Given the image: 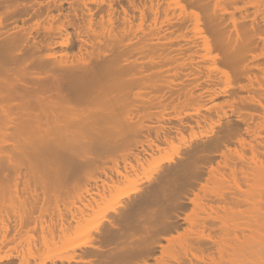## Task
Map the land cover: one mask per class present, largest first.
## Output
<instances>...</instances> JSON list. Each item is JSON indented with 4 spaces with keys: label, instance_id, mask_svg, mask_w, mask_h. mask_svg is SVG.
<instances>
[{
    "label": "bare ground",
    "instance_id": "6f19581e",
    "mask_svg": "<svg viewBox=\"0 0 264 264\" xmlns=\"http://www.w3.org/2000/svg\"><path fill=\"white\" fill-rule=\"evenodd\" d=\"M228 103L250 122L216 168L203 139L158 171L121 172L127 153L155 151L154 134ZM207 157L202 185L192 166ZM158 252L264 264V0H0V264Z\"/></svg>",
    "mask_w": 264,
    "mask_h": 264
},
{
    "label": "rangeland",
    "instance_id": "374dc122",
    "mask_svg": "<svg viewBox=\"0 0 264 264\" xmlns=\"http://www.w3.org/2000/svg\"><path fill=\"white\" fill-rule=\"evenodd\" d=\"M233 83H235V82H233ZM246 96V95H245ZM243 98V97H242ZM231 99V98H230ZM229 99V100H230ZM236 99V98H235ZM234 99V100H235ZM232 100V99H231ZM238 100H241V98H239ZM238 100H236V101H232V103L233 102H236L235 103V105H237V107H239V106H241V108L243 107V105H241V104H243L244 103V106H245V103L247 102L246 101V99H243V101H241L242 103H240V101H238ZM240 103H238V102ZM225 102V104L227 103L226 101H224ZM224 102H221V104L222 103H224ZM232 103H231V106H230V103H228L229 104V106H230V108L231 107H236L235 105H232ZM222 105H224V104H222ZM228 105H226V106H224V110H226V107H227ZM229 106H228V109H229ZM169 107V106H168ZM167 107V108H168ZM173 107V106H172ZM172 107H171V109L169 110V112L172 110ZM179 107H181V106H179ZM170 108V107H169ZM232 109V110H228V111H224L223 110V108H222V110L225 112H223V113H221V112H219L221 115H219L220 117L221 116H223V114H227V113H229L228 115H229V119H224V117H223V119H221L222 121L220 122L219 121V118L220 117H217L218 115L216 114V116L215 117H213V118H218V119H213L212 117H210L212 120H215V121H217V123H215V121H214V123H213V121H212V123H211V121L209 122V116H205L206 117V119H205V122L204 121H202V119L204 120V118H202L200 121H201V124H198L195 120H194V123H193V121H191V123H193V125H191V127H190V125H184V128L182 129L181 127H180V131H174V130H176V129H173V131L172 132H168V130H170V129H166V130H164V129H162L163 130V132H161L160 134H159V136H156V134H154L153 136H152V138H150V140H152V142H154V144H155V146H157L156 148H155V151L153 152V153H151L150 155H147L146 157H144V156H142V155H140V156H138L137 157V155L135 154H131V156L127 153V152H124V153H127L126 155H128V156H125L123 159H121L119 162V167H120V170H121V172H123L124 171V169L122 168L123 166H125L126 164H131L132 166H134V167H136V168H138L139 170L138 171H141L142 169H141V165H143L146 169H147V171H149V172H151L153 169H154V167L156 168V170L158 171V166L161 164V168L163 167L162 166V164L164 165V167H165V165L167 166L168 164H169V162L170 163H173V161L174 162H176V161H179L180 159L179 158H183L185 155H187L188 153H189V151H187V150H189V149H191V147H192V149H194V147L193 146H195L196 144H197V142L198 141H201L202 142V140L204 139V140H209L210 142H212V141H214V142H212V143H210V142H207V141H205V143H204V141H203V143H204V145L205 146H207V148H206V150L203 152V153H201L200 154V156L199 157H201V156H203V157H205V156H207V154H205L206 152L208 153V156H209V158L210 159H212L213 161H210V162H208L210 165H211V163L213 164L212 166H214V168H216V166H217V163H219L220 161H221V157H219V155H221V153L223 152V151H225L224 149H226L225 147H228V146H230L231 145V147H233L234 148V146H236V145H234L235 144V142H237V137H239L241 134H244L245 133V129H246V122H248V116L249 115H246L247 113H248V111H247V113H246V109H245V107L243 108V110H238L239 108H235V109ZM239 111H241V113L239 114ZM209 112H207V115H211V114H208ZM218 113V114H219ZM242 113H246L245 115L243 114L242 115ZM205 115H206V112L204 113ZM203 114V115H204ZM214 112H212V115L214 116ZM246 116H247V118H246ZM208 118V119H207ZM222 118V117H221ZM227 118V117H226ZM207 120V121H206ZM199 121V122H200ZM218 121H219V123H218ZM229 123H228V122ZM206 122H208V123H206ZM250 122V121H249ZM248 122V123H249ZM191 123H189V124H191ZM198 124V125H196V124ZM187 124H188V122H187ZM228 124H230L229 126L231 127V128H234V131H233V134H227V132L225 131V130H227V126H228ZM224 126H225V128H224ZM225 129V130H224ZM239 129V130H238ZM165 133V134H164ZM169 133H170V135H169ZM167 134V135H166ZM240 134V135H239ZM151 137V136H150ZM204 137V138H203ZM202 138V139H201ZM214 139H216V140H214ZM149 140V141H150ZM217 141V142H216ZM208 143H210V144H208ZM215 143V144H214ZM200 142H199V144L198 145H196V147L197 146H200ZM207 144V145H206ZM211 144H214V146L212 145V147H214V150H213V148L212 147H210L211 146ZM218 144V145H217ZM210 145V146H209ZM228 145V146H227ZM234 145V146H233ZM188 147H190V148H188ZM195 147V148H196ZM208 147H210V148H208ZM212 148V149H211ZM208 149V150H207ZM209 150H210V152H209ZM213 150V151H212ZM212 151V152H211ZM188 152V153H187ZM221 152V153H220ZM123 153V151L122 152H120V153H118V154H124ZM218 153H219V155H218ZM144 157V158H143ZM198 157V158H199ZM215 157V158H214ZM198 158H196V161H197V159ZM209 158L207 157V158H204V160L202 159L201 161H198L197 163H199V164H193V166H192V168L194 167V165H198V167H194L193 169L195 170V168L197 169V168H199L200 169V173L201 172H203V175L205 176V177H201L203 180L202 181H200V182H202L201 184L202 185H204V184H206L207 183V179L209 178V176H207V175H205V174H208L207 172V170L205 171V168L206 169H208V167H207V165H206V160L208 161L209 160ZM214 158V159H213ZM140 159H142V161H140ZM179 159V160H178ZM201 159V158H200ZM219 159V160H218ZM173 160V161H172ZM199 160V159H198ZM169 161V162H168ZM172 161V162H171ZM195 161V162H196ZM205 162V164L204 163H201V162ZM215 162V163H214ZM177 163V162H176ZM156 164H157V166H156ZM209 166V165H208ZM212 166H210V167H212ZM148 167V168H147ZM158 168V169H157ZM160 168V169H161ZM114 169V168H113ZM211 168H209L208 170H210ZM156 170H154L153 171V174L155 173V171ZM194 170H192V169H190L189 170V172L190 171H192V172H187V173H189V174H186V175H188L187 176V178L184 176V178H182V179H180L181 180V182L180 181H178V182H180V184H182V183H184V184H187V183H190L191 181H193V178H194V176H195V174L196 173H194ZM201 170H204V171H201ZM156 171V172H157ZM160 171V170H159ZM196 172H199V170H196ZM204 172H206L205 174H204ZM145 173H147L146 171H145ZM144 172L143 173H141L140 174V176H137V177H134V179L133 180H135V181H133L135 184H136V187L138 186V187H141V185H144L146 182V178H147V176H149L150 175V173H148V174H145ZM143 174V175H142ZM152 173H151V175H153ZM157 174V173H156ZM142 175V176H141ZM155 175V174H154ZM153 175V176H154ZM208 177V178H207ZM184 179V180H183ZM183 180V181H182ZM207 180V181H206ZM145 183H144V182ZM141 184V185H140ZM179 184V183H178ZM199 188V187H198ZM198 188L197 189H195V193H197L198 192ZM187 202H188V200H186ZM190 203V206L188 205ZM188 204H187V207L188 208H186L185 210L186 211H184V213H186V214H188L190 211L192 212V204H191V202H189ZM190 212V213H191ZM189 213V214H190ZM181 224H183V222H181ZM184 225V224H183ZM182 225V226H183ZM184 227H185V225H184ZM182 229H184L185 230V228H183L182 227ZM181 228H180V230H179V232L181 231H183ZM182 233H184V232H182ZM162 254H161V252H158L157 254H155V255H153L152 257H150L148 260H147V263L146 264H159L160 262L162 263ZM160 261V262H159ZM160 263V264H161Z\"/></svg>",
    "mask_w": 264,
    "mask_h": 264
}]
</instances>
